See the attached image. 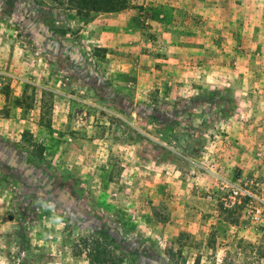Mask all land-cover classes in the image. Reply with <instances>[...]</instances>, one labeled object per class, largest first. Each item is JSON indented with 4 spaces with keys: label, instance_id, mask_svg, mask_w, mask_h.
I'll list each match as a JSON object with an SVG mask.
<instances>
[{
    "label": "rangeland",
    "instance_id": "obj_1",
    "mask_svg": "<svg viewBox=\"0 0 264 264\" xmlns=\"http://www.w3.org/2000/svg\"><path fill=\"white\" fill-rule=\"evenodd\" d=\"M66 1L0 0V264H264V0Z\"/></svg>",
    "mask_w": 264,
    "mask_h": 264
},
{
    "label": "trees",
    "instance_id": "obj_2",
    "mask_svg": "<svg viewBox=\"0 0 264 264\" xmlns=\"http://www.w3.org/2000/svg\"><path fill=\"white\" fill-rule=\"evenodd\" d=\"M66 2L75 6L81 15L88 14L91 11H114L123 4L122 0H67ZM37 148L39 150V154L42 155L43 152L41 145H37ZM85 246H87L88 250L87 255L89 258L91 257V262L94 263V259L92 258L93 249L90 248L87 241Z\"/></svg>",
    "mask_w": 264,
    "mask_h": 264
}]
</instances>
